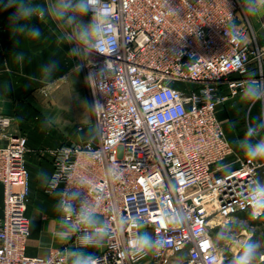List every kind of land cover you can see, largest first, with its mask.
I'll return each instance as SVG.
<instances>
[{"label": "built area", "instance_id": "2783aa9c", "mask_svg": "<svg viewBox=\"0 0 264 264\" xmlns=\"http://www.w3.org/2000/svg\"><path fill=\"white\" fill-rule=\"evenodd\" d=\"M82 1L96 29L83 63L94 136L49 150L43 193L72 247H96L85 257L94 264H221L220 219L263 211L254 216L250 201L264 158L229 161L216 115L258 81L234 22L242 0ZM10 124L0 115V264H69L66 246L27 253L28 142Z\"/></svg>", "mask_w": 264, "mask_h": 264}, {"label": "crops", "instance_id": "0c3cea01", "mask_svg": "<svg viewBox=\"0 0 264 264\" xmlns=\"http://www.w3.org/2000/svg\"><path fill=\"white\" fill-rule=\"evenodd\" d=\"M242 2L244 5L250 0ZM82 4V0H0V115L12 119L11 128L14 132L25 133L27 128L37 129L43 134L50 132L41 119L50 114L43 103V90L55 96V100H60L58 106L65 114L67 105L77 106L71 99L72 94L78 91L76 97L79 95L83 100L89 96L84 73L69 70L74 59L68 40L61 31L63 23L68 22L67 6H72L76 19H79L83 11ZM237 20L234 22L240 25ZM33 29L39 30V36L32 35ZM226 104L227 101L217 107L216 115L234 152L235 135L232 137L228 133L227 123L221 116ZM80 105L84 106L82 100ZM61 124L65 126L63 122ZM30 152L26 155L31 188L27 205L30 221L27 253L45 256L52 249L66 246L69 247L65 249L69 264H77L78 260L94 254L96 247H72L70 232L60 220L57 201L42 191L52 172L51 157L32 148ZM261 179H264L262 174L259 180L264 184ZM1 208L0 185V213ZM100 239H103L102 235ZM35 240L37 248L33 246ZM140 264L147 262L144 260Z\"/></svg>", "mask_w": 264, "mask_h": 264}, {"label": "rangeland", "instance_id": "374dc122", "mask_svg": "<svg viewBox=\"0 0 264 264\" xmlns=\"http://www.w3.org/2000/svg\"><path fill=\"white\" fill-rule=\"evenodd\" d=\"M67 7L68 22L63 23L61 31L68 40L69 49L74 59L69 70L84 73V60L94 58L89 47L93 35V24L88 13L84 10L81 16L79 14V19H76L72 6L68 5ZM237 21L246 31L244 42L252 47L255 55L250 64L251 70L248 72V77L251 78V73H255L258 81L256 84L249 83L248 89H256L261 95L259 98H254L248 94L247 89L246 92L230 98L224 107V112L221 114L227 123L228 133L232 137L233 135L236 137H233L236 149L229 159V161H233V164L236 163L238 158L248 156L246 153L249 145L255 146L264 141V0H250L249 3L244 4L242 14H239ZM86 88L89 94L88 86ZM77 94L78 91L72 94L71 98L77 106L67 105L65 108L66 114L58 106L60 100H55V96H51V94H42L45 109L48 108L50 114L41 117V119L48 126L50 132L43 134L42 131L37 129L27 128L25 133H19L28 136L29 151L26 155L31 153L32 148L42 152V155L50 157L49 150L57 147L61 142L81 141L86 137L94 136L90 98L87 96L86 100H83L79 95L76 97ZM81 100L82 105H84L82 107L80 105ZM47 103L48 106H46ZM11 126L12 119L10 124L12 130ZM77 127H81L82 130H78ZM12 133L16 134L13 130ZM261 180L264 182V179ZM261 213L258 218H252L250 212L238 214L228 218L223 225L213 230L214 242L222 256L221 264H233L234 258L243 251L246 242L258 245L256 257L264 254V210ZM49 237L51 236L49 235ZM242 240L244 242L241 248L234 250V245ZM33 243H35L33 246L37 248V240Z\"/></svg>", "mask_w": 264, "mask_h": 264}, {"label": "clouds", "instance_id": "9594fccd", "mask_svg": "<svg viewBox=\"0 0 264 264\" xmlns=\"http://www.w3.org/2000/svg\"><path fill=\"white\" fill-rule=\"evenodd\" d=\"M89 3L95 4L98 3V0H89ZM81 7L85 12H87L86 5L82 4ZM25 15L27 16L28 13H25ZM93 31L95 32L96 29L94 28ZM39 34L40 33L38 29L32 30V35L39 36ZM97 50L99 51L100 49ZM102 54L107 55L108 53H102ZM248 94H250L254 98H259V96L261 95V93L258 90L253 88L248 89ZM246 154L253 158H257V157L264 158V141H261L255 146L249 145ZM250 203H251V207L253 208V215L259 216L260 215L259 210H264V186H260V185L257 186L256 191L252 195ZM89 222H91L90 219ZM86 239L88 238L86 237ZM139 243L143 247H151V242L147 237L142 238V240ZM257 249H258L257 244L246 242L243 247V251L234 258L233 264H253V261L256 259L257 256ZM262 258H264V254H262ZM77 264H94V262L91 260V258H84L78 260Z\"/></svg>", "mask_w": 264, "mask_h": 264}, {"label": "bare ground", "instance_id": "6f19581e", "mask_svg": "<svg viewBox=\"0 0 264 264\" xmlns=\"http://www.w3.org/2000/svg\"><path fill=\"white\" fill-rule=\"evenodd\" d=\"M225 221H226V219H224V218H221V219H220V222H221V223H225ZM243 242H244L243 240L240 241V242H237L236 245H234L233 249H234V250H238L239 248H241Z\"/></svg>", "mask_w": 264, "mask_h": 264}, {"label": "trees", "instance_id": "16d2710c", "mask_svg": "<svg viewBox=\"0 0 264 264\" xmlns=\"http://www.w3.org/2000/svg\"><path fill=\"white\" fill-rule=\"evenodd\" d=\"M255 115H256V112H255Z\"/></svg>", "mask_w": 264, "mask_h": 264}]
</instances>
